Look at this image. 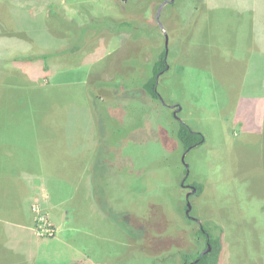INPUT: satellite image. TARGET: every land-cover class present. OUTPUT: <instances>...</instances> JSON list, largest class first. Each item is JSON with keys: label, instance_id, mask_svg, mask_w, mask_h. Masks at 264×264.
I'll list each match as a JSON object with an SVG mask.
<instances>
[{"label": "rangeland", "instance_id": "1", "mask_svg": "<svg viewBox=\"0 0 264 264\" xmlns=\"http://www.w3.org/2000/svg\"><path fill=\"white\" fill-rule=\"evenodd\" d=\"M162 1L0 0V112L19 114L10 128L25 136V158L68 167L43 172L84 176L65 231L38 201L53 235L35 233L33 203L38 238L2 228L21 245L8 249L16 263L180 264L171 253L204 242L184 215L185 176L203 185L191 216L222 228L219 264H264V2L249 9L260 34L247 0L165 4L169 67L157 74L156 101L142 82L165 47ZM123 20L127 30H112ZM178 121L205 141L184 152ZM35 129L51 140L30 149Z\"/></svg>", "mask_w": 264, "mask_h": 264}, {"label": "crops", "instance_id": "2", "mask_svg": "<svg viewBox=\"0 0 264 264\" xmlns=\"http://www.w3.org/2000/svg\"><path fill=\"white\" fill-rule=\"evenodd\" d=\"M259 1L264 2V0ZM257 2L258 0H247V8L244 7L245 4L243 8L249 12L246 11L245 15L252 18L254 11L250 12L249 9H254V5ZM253 19L255 23L252 24L256 25V29L259 30L258 33L260 34L263 29V20L259 19L256 14L253 16ZM255 35L257 36L258 34L255 33ZM19 119V114L17 113L4 114L0 112V264H18L14 259L11 260L8 249L21 248V245L14 244L5 236L2 228L5 226L18 237V240L22 241L28 235H34L32 232L33 214L30 206L32 203L38 201L50 209L58 232L65 231L67 225L73 223V219L70 216L72 214L66 208L75 191L81 189V182L84 178L83 174L80 176V173H78L76 177L73 176L72 181L71 172H67L66 174L58 172L61 175H66L64 179H61L60 176H58V179L53 177L54 174L51 171L43 172L41 170L43 164L48 169L50 167H55L58 170L68 168L64 161L57 164V156L54 157L52 163L51 158H48V161H44L42 165L40 158L39 160L36 157L25 158V153L22 151L23 144L26 143L25 136L22 134L20 128H10L11 124ZM32 135L33 142L28 146L33 147L30 149L37 146L40 147V143L51 140L41 136L36 132V129L31 133ZM39 152L40 149L38 150V154ZM29 153H32L34 156L38 155L35 151L32 152L31 150ZM60 184L63 188V193L61 192ZM57 241L62 243L61 239H57ZM38 244L45 243L41 241Z\"/></svg>", "mask_w": 264, "mask_h": 264}, {"label": "trees", "instance_id": "3", "mask_svg": "<svg viewBox=\"0 0 264 264\" xmlns=\"http://www.w3.org/2000/svg\"><path fill=\"white\" fill-rule=\"evenodd\" d=\"M0 17L2 18L1 15ZM110 22L111 21L106 19L104 21L102 20L100 24L105 23V27L108 28L109 25L111 24ZM129 26H130V22L123 20V21L118 22L116 26L113 25L112 30H116L117 32H122L123 29L127 30ZM87 29H84L83 31H81L79 36H83V32L86 31ZM165 50L166 48L164 47V50H162L159 53L157 59H155L153 64L151 65V75H149L146 79H144L145 81L142 82V90L145 91L152 99L156 101L157 100L160 101L159 99L160 95L156 89L157 74L160 75L163 71L167 70L169 67L165 59ZM36 52L35 50H32L29 52V54L33 55ZM38 52H41V50H39ZM43 56L46 57V56H49V54L44 53ZM175 131H176L175 132L176 138L184 150L187 149L188 147L193 148L196 145L202 144L205 141V138L202 132L193 130L190 126H188L183 121H178ZM193 184L197 188L196 193L199 195L203 190V185L200 183H193ZM201 226L203 230H205L206 234H208V242L211 245V250L208 253H203V254L197 253L195 255L197 259V262L195 264H219L220 256L223 250L222 228L219 227L213 221L202 222ZM197 232H198V235H201L203 237L204 234L202 233L201 230H198ZM205 248H206V245H205ZM171 255L175 257L177 255L178 256L180 255V257L182 258V262H184L183 264H187L191 257L190 255H188V253H185V252H174V253H171ZM71 264H86V263L75 261Z\"/></svg>", "mask_w": 264, "mask_h": 264}, {"label": "flooded vegetation", "instance_id": "4", "mask_svg": "<svg viewBox=\"0 0 264 264\" xmlns=\"http://www.w3.org/2000/svg\"><path fill=\"white\" fill-rule=\"evenodd\" d=\"M160 101H162V100L160 99ZM178 107H179L178 105L173 106L172 109H173L174 115L178 112V110H179ZM187 149H185V150L183 149L184 152H187L188 151ZM190 149H191V147H190ZM183 157H184V155H183ZM186 181H187V177H185V176L180 180V185L182 186L183 189H185L184 215H185V218L188 221L195 222L198 225V228L194 231V241L195 242H198V243L201 240L204 241L203 242V247L201 246V248H197V250L193 249V251H191L190 253H188V255H190L191 257H190V259H189V261H188L187 264H195L197 262V259H196V256L195 255L197 253L198 254H203V253L210 252L211 245L208 242V234H206L205 230H203V228L201 226V222H199L198 219L192 217L191 214H190L191 209H192V206H191V203H190L191 198L193 196H197L198 194L196 193L197 192V188H196L195 191H193V187H195V185L193 183H187ZM187 209H188V212H187ZM198 230H201L202 231V233L204 234L203 237L201 235H198V232H197ZM205 245H206V248H205ZM178 262H180V264H183L184 263V262H182V258L180 257V255H179V261Z\"/></svg>", "mask_w": 264, "mask_h": 264}, {"label": "built area", "instance_id": "5", "mask_svg": "<svg viewBox=\"0 0 264 264\" xmlns=\"http://www.w3.org/2000/svg\"><path fill=\"white\" fill-rule=\"evenodd\" d=\"M32 212L34 213V226L35 233L39 236H50L53 235V228L49 221L48 214L42 208V205L38 202L33 203ZM47 216V218L45 217Z\"/></svg>", "mask_w": 264, "mask_h": 264}, {"label": "water", "instance_id": "6", "mask_svg": "<svg viewBox=\"0 0 264 264\" xmlns=\"http://www.w3.org/2000/svg\"><path fill=\"white\" fill-rule=\"evenodd\" d=\"M173 1H174V0H164V1H162V3L158 6L157 11H156V14H155V20H156V22L158 23V25H159L160 29L162 30L163 35H164V37H165V48H166V52H165V54H167L168 38H167V33H166V31L164 30V28H163V26H162V24H161V22H160V15H161V11H162L164 5L167 4L168 2H173ZM159 99H162V98L159 96ZM178 109H179V107H178ZM178 109H177V110H178ZM189 149H190V148H188L187 150H189ZM195 190H196V187H193V191H195ZM187 212H188V209H187ZM198 221H199V220H198ZM199 222H200V221H199Z\"/></svg>", "mask_w": 264, "mask_h": 264}]
</instances>
